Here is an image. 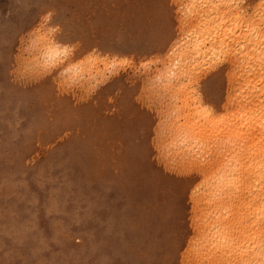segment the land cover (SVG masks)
Returning <instances> with one entry per match:
<instances>
[{
    "label": "bare ground",
    "instance_id": "bare-ground-1",
    "mask_svg": "<svg viewBox=\"0 0 264 264\" xmlns=\"http://www.w3.org/2000/svg\"><path fill=\"white\" fill-rule=\"evenodd\" d=\"M183 14V23L176 14L156 17L153 27L157 31L152 40L162 58L158 69L162 91L172 100L165 147L171 150L169 156L183 160L185 170L175 172L152 165L145 141L151 125L148 128L142 109L135 108L136 87L116 98L110 93L108 99L116 100L119 114L102 119L92 115L89 106L71 108L69 94L58 93L53 83L44 80L37 89L41 96L38 101L64 108L58 114L59 123H44L52 130L50 137L72 132L71 144L79 149L75 155L83 167L84 183L105 179L120 190L109 225L121 242L112 247L101 241L90 243L83 252L64 255L69 236L57 242L58 232L52 229L51 236L41 241L43 228L52 226L45 217L51 200L44 185L58 176L44 169L54 159L49 154L42 165L20 170L19 177H14L17 185L10 179L16 193L7 201L19 209L32 206L25 193L29 180L45 193L39 198L35 195L38 209L33 212L30 208L22 225L0 229V264H81L93 255L101 264L117 260L121 264H189L183 255L186 250L199 264H264V0H187ZM61 41L54 38L42 43L45 62L50 63L52 72L70 62L77 77L111 60L108 53L95 56L78 50L69 55ZM80 55L82 60L77 59ZM21 100L17 98L15 105ZM39 119L38 110L29 114L20 133L21 143L13 142L9 148L25 149ZM68 180L64 177L63 182ZM72 192L86 199L83 191ZM56 194L52 193L54 204L48 208L54 218L62 201ZM4 201L2 197L0 204ZM28 222L36 225L35 233L25 229Z\"/></svg>",
    "mask_w": 264,
    "mask_h": 264
},
{
    "label": "rangeland",
    "instance_id": "rangeland-1",
    "mask_svg": "<svg viewBox=\"0 0 264 264\" xmlns=\"http://www.w3.org/2000/svg\"><path fill=\"white\" fill-rule=\"evenodd\" d=\"M186 1L0 0V199L2 197L5 199V204L4 202L0 204V208L4 209H0V217H5L4 219L0 218L1 230H7L12 225H22L27 211L31 208L33 212H36L38 209L35 195L39 198L45 193L37 183L29 180L25 193L26 200L32 206L29 208V204L19 209L18 206L8 203V199H12L13 193H16L10 179L14 185H17V179L14 177H19L20 170L42 165L50 154L54 155V161L51 160L50 163H47L44 169L46 167L45 170L48 174L54 172L55 175L58 173V176L44 185V189L47 188L49 191L47 192L49 194H46L47 198L51 200L48 208L54 204L52 193H57L56 195L62 199L60 203L62 208L59 205L60 209H58L59 212L55 218L49 214L48 208L45 209V217L52 226L47 225L43 228L41 241L51 236L52 229L58 232L57 242L63 240L65 236H69L70 244L66 245L68 250H63L62 254L64 255L83 252L87 244L90 243L101 241L112 247L121 242H117L109 225V217L115 208L114 200L120 190L114 188L105 179L85 180L86 184L84 183L83 167L78 165L79 162L75 155L79 149L74 147L75 143L71 144L72 132H57L50 137L52 130L44 123L50 122V125L59 123L58 114L64 108L45 103L42 99L38 101V97L41 98V96L37 89L44 80L53 83L58 93L69 94L71 108L89 106L88 110L91 109L94 112L92 115H95L96 118L100 116L102 119L116 117L119 114V106L115 104L116 100L108 99L110 93L116 98L124 90L136 87L135 108L136 110L142 109L141 111L148 117V128L151 125V129H148V131L151 130L150 133L145 132L147 136L145 138H150L145 141L150 147L152 165L175 172L185 170L183 160H180L179 157L174 159V156H169L171 150L165 147V142L169 138L167 132L169 130L168 122L171 119L172 100L167 93L162 91V83L158 76L162 58L160 53L154 49L155 40L152 38L157 31L153 27L156 17L161 18L167 15L170 18V15L176 14L178 21L184 22L183 9ZM171 6L174 11H171ZM54 38L62 40L61 42L69 50V55L78 50L85 55L94 53L95 56L97 54L106 56L108 53L111 60L123 57L124 61L112 62L109 60L106 65L100 62L90 71L78 73L77 77L71 69L70 62L62 64L58 71L52 72L50 63L45 62L42 43L45 39L53 41ZM111 53L113 55L116 53L117 56L113 57ZM77 59L82 60V55L77 56ZM49 73L53 75L50 76ZM110 84L112 85L109 86ZM110 87L112 88L109 90ZM17 98H23V100L15 105L14 101ZM35 110L39 111L41 119L34 126L31 138L28 137L25 149H10L9 144L21 143L22 127H24L28 115ZM151 121L152 123H150ZM15 122L16 124H14ZM14 126L17 127L13 129ZM17 128H20V132ZM13 130L18 131L12 137V141L9 139ZM69 148L71 149L68 150ZM1 149L3 150L1 151ZM70 151L71 154L67 155V152L70 153ZM13 156L20 158L13 159ZM58 157L64 159L59 158L57 163ZM64 164L68 166L64 167ZM6 172L7 177H4ZM72 175L76 177L74 178ZM64 177L69 179L67 183L63 182ZM70 188L86 193V199L85 196L84 199L74 196L73 190ZM83 188L84 190H82ZM99 188L101 192L103 190L102 193H99ZM90 196L93 200L90 199ZM99 198L100 200H97ZM84 208H87V212ZM89 208L91 209L89 210ZM79 210L80 212H78ZM83 212L84 214H81ZM60 216L62 219L58 218ZM72 217L74 218L72 219ZM25 229L34 232L37 227L28 222V227ZM183 255L186 263L199 264V261L189 250H186ZM81 264H101V261L97 255H93L83 260ZM113 264L121 263L117 260ZM173 264L179 263L175 261Z\"/></svg>",
    "mask_w": 264,
    "mask_h": 264
}]
</instances>
